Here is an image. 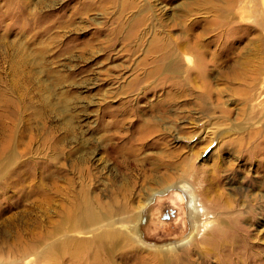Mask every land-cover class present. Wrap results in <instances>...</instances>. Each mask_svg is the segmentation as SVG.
Wrapping results in <instances>:
<instances>
[{"label": "rangeland", "instance_id": "rangeland-1", "mask_svg": "<svg viewBox=\"0 0 264 264\" xmlns=\"http://www.w3.org/2000/svg\"><path fill=\"white\" fill-rule=\"evenodd\" d=\"M226 1L0 0V264H264V0Z\"/></svg>", "mask_w": 264, "mask_h": 264}, {"label": "water", "instance_id": "water-1", "mask_svg": "<svg viewBox=\"0 0 264 264\" xmlns=\"http://www.w3.org/2000/svg\"><path fill=\"white\" fill-rule=\"evenodd\" d=\"M178 197V199L177 200H179V205H180V218H181V225L184 227V220H183V207H182V204H180L181 203V200L182 199H184V196L181 194H179L178 192H176V191H173V190H170V191H168L166 194H165V196L163 197V198H160V197H158V196H154L153 198H152V203L151 204H155V203H162V201H164L165 202V200H172V199H175L174 197ZM150 209L149 208H147L146 210H145V215H144V218H143V220H142V225H143V227H145L146 229H147V227H150V226H155V225H157V226H162V227H167V226H169V228H173L172 227V223H170V221L168 220V218L167 217H165V216H163V217H154L155 219H153V220H151V218H150ZM158 221H161V223L159 222L158 223ZM153 223V224H152ZM156 223V224H155ZM163 223V224H162ZM182 228V227H181ZM182 230H183V228H182ZM182 232V231H181ZM148 240H150L149 238H147ZM152 242H159V241H153L152 240Z\"/></svg>", "mask_w": 264, "mask_h": 264}, {"label": "bare ground", "instance_id": "bare-ground-1", "mask_svg": "<svg viewBox=\"0 0 264 264\" xmlns=\"http://www.w3.org/2000/svg\"><path fill=\"white\" fill-rule=\"evenodd\" d=\"M227 2V4H229V5H234V4H237V3H239V2H241V0H227L226 1ZM153 130V129H152ZM145 134V133H144ZM169 190V189H168ZM174 191V190H173ZM155 195V194H154ZM154 195L152 196V198L154 197ZM186 195V194H185ZM187 195H186V199H187ZM152 198L150 197L146 202H145V204H144V206L140 209L141 210V212H140V228H141V226H142V220H143V218H144V215H145V210L147 209V208H149V207H151L153 204H151L152 203ZM187 201H188V199H187ZM192 202V201H191ZM189 203V202H188ZM189 208V207H188ZM192 208V206H190V209ZM109 210V209H108ZM110 213L112 212L113 213V211L112 210H110L109 211ZM110 213H105V217H104V219L107 221V220H109V217L110 218H112L111 216H109V214ZM199 211H197L196 212V216H198L199 215ZM115 213H113V215H114ZM191 214H193V211L191 212ZM201 214V213H200ZM199 217V216H198ZM74 220V219H73ZM77 220L79 221V217L77 216ZM91 220H92V218H91ZM89 222V221H88ZM87 221H85V223H83L82 224V228H85V229H90V228H92V224H90V223H88ZM110 229L112 230V231H114L113 229H114V226H113V222L111 223V226H110ZM139 231H141L140 229H139ZM116 232V231H115ZM139 236L140 237H142L143 239H144V242L146 243V244H148V245H151V246H154V245H152V244H150V242H147L146 241V239H145V237H144V235L142 234V232H139ZM114 237H116V235H115V233H106V234H104L101 238H103V239H113ZM191 238V237H190ZM64 241V240H63ZM189 241V240H188ZM67 242V241H66ZM63 243H65V241L63 242ZM69 245V244H68ZM75 245V244H74ZM77 245H79V244H77ZM63 246H65V245H63ZM174 246H176V245H174ZM76 247V246H75ZM80 247V246H79ZM173 247V246H172ZM77 248V247H76ZM82 249V248H81ZM101 249V248H100ZM99 249V250H100ZM76 250V249H75ZM63 251H65V250H63ZM78 251V250H77ZM101 252H102V249H101ZM62 253H64V252H62ZM76 253V252H75ZM74 253V254H75ZM78 254H77V256H79L80 255V252H77ZM45 254V257H47L48 258V256H49V254H47V253H44ZM73 257H74V255H73ZM76 257V256H75Z\"/></svg>", "mask_w": 264, "mask_h": 264}, {"label": "flooded vegetation", "instance_id": "flooded-vegetation-1", "mask_svg": "<svg viewBox=\"0 0 264 264\" xmlns=\"http://www.w3.org/2000/svg\"><path fill=\"white\" fill-rule=\"evenodd\" d=\"M177 202H178V201H177ZM177 202H176V203H177ZM153 205H154V204H153ZM153 205H152V206H153ZM152 206H151V207H152ZM151 207H150V208H151ZM188 207H189V206H188V202L186 201V213H187V214H188ZM141 229H142V226H141ZM141 232H142V231H141ZM142 234H143V233H142ZM186 235H187V234H186ZM186 235H185L184 237H186ZM144 237H145V235H144ZM184 237H183V238H184ZM180 240H181V239H180ZM153 244H154V243H153Z\"/></svg>", "mask_w": 264, "mask_h": 264}]
</instances>
